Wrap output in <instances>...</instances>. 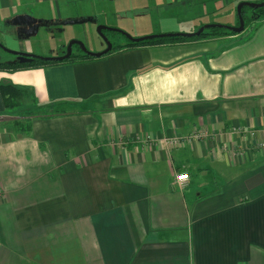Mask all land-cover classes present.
Returning a JSON list of instances; mask_svg holds the SVG:
<instances>
[{"label": "crops", "instance_id": "obj_1", "mask_svg": "<svg viewBox=\"0 0 264 264\" xmlns=\"http://www.w3.org/2000/svg\"><path fill=\"white\" fill-rule=\"evenodd\" d=\"M246 1L0 0V44L61 58L100 23L138 14L145 35L196 33L238 26L219 19ZM253 25L0 71V86L32 90L8 109L0 87V264H264V10Z\"/></svg>", "mask_w": 264, "mask_h": 264}, {"label": "trees", "instance_id": "obj_2", "mask_svg": "<svg viewBox=\"0 0 264 264\" xmlns=\"http://www.w3.org/2000/svg\"><path fill=\"white\" fill-rule=\"evenodd\" d=\"M242 9V14L244 17L245 25L247 27V24L251 21H253V18L248 17L247 11L248 9H254L257 10L261 15H263V10L264 8H253L250 6H244L241 8ZM254 22V21H253ZM254 24V23H253ZM252 24V25H253ZM251 25V26H252ZM239 26V23H238ZM250 26V28H251ZM106 32V31H105ZM117 33V32H115ZM119 34V33H118ZM229 36H236L239 34H236L233 31H229L224 28L220 27H212L209 29H206L204 33L198 36H171V37H163V38H156L152 40H145V41H139V42H131L129 39H127V43L124 45H118L116 47H113L112 51H110L108 54L121 51V50H126V49H134L137 47H142L143 46H148V45H156V46H172V45H179L180 44H186V43H193L196 41H201V40H206L210 39L212 37H218L221 35H228ZM83 50L80 49V54L75 55L74 53L71 55L69 59L63 60V61H56L52 59H41V58H32V57H24L23 55H18V58L14 62H9V63H4L0 62V71H20L21 70H28V69H33V68H40V67H45V66H52V65H58V64H66V63H75V62H82V61H89L93 60L95 57L90 56L88 54H85L82 52ZM106 54V55H108ZM1 90L4 96V101L6 105V108L8 109H15L19 104H22L26 99L27 95H29L32 90L27 88V87H21V86H16L10 83H3L1 84ZM43 111L41 112H31L27 113L24 116L28 117H37L40 113V117H51L52 115H56L57 109L54 108L53 106L46 107L42 109ZM55 112V113H54ZM25 121H17L15 122V125L18 127L17 129H21L22 132L27 133L30 131L29 126L24 125Z\"/></svg>", "mask_w": 264, "mask_h": 264}, {"label": "rangeland", "instance_id": "obj_3", "mask_svg": "<svg viewBox=\"0 0 264 264\" xmlns=\"http://www.w3.org/2000/svg\"><path fill=\"white\" fill-rule=\"evenodd\" d=\"M264 2V0H247L246 2H251V3H262ZM150 6L147 7V9H149ZM145 10L144 12H141V13H145L146 15H149V14H153L155 15V13L151 10ZM132 13H135L134 12V9H132ZM107 13V12H106ZM123 11H120L118 12L117 14V18L118 20H121L123 18ZM248 17H251L255 20L256 22V19L258 20L260 18V13L257 11V10H254V9H248L247 11V14H246ZM139 15L138 14H132L131 16V21H128L126 25L124 26H119L120 28H118V30L126 33L128 36H130V38H134V39H140V38H143V37H147V36H151V35H145V31L147 30V27H148V23L138 17ZM222 18H220L219 20H221V22L225 23V22H230V21H234L235 22V25H238V21H239V17H238V11H228L226 9H224V12L221 16ZM106 18V15L103 14V15H100V21H104ZM213 19V18H212ZM251 21V23L249 22V24H247V27H246V31L249 29V27L255 23ZM104 26V24H99L98 26L95 27V29L92 31V34H93V37H89L88 41H83L81 42L82 44H84V46L87 48V50L91 53H94L92 52V50H97L100 48V46H105V51L106 49L108 48V42L110 44L113 45V47H116L118 45H123L125 43H127V37L121 35V34H117L115 32H110V31H107V32H104V35L106 36V38H104V36L100 35L98 33V29L100 27ZM225 26H230V27H235V26H232V25H226ZM180 34H194L193 33H180ZM226 36H229L228 35H221V36H218V37H212V38H223V37H226ZM107 39V40H106ZM69 45V43H68ZM67 45V47H68ZM80 49L81 47L79 45H76L74 46L73 48V52L75 55H78L80 54ZM82 50V49H81ZM67 55V53H66ZM17 56H12V55H9L8 53L0 50V62H5V61H16L17 60Z\"/></svg>", "mask_w": 264, "mask_h": 264}, {"label": "water", "instance_id": "obj_4", "mask_svg": "<svg viewBox=\"0 0 264 264\" xmlns=\"http://www.w3.org/2000/svg\"><path fill=\"white\" fill-rule=\"evenodd\" d=\"M244 6H250V7H253V8H263L264 7V3L262 4H253V3H242L240 4V6L238 7V17H239V26H235V27H230V26H223V25H210V26H205L203 28L200 29V31L194 33V34H180V33H177V34H156L155 36L154 35H151V36H147V37H143V38H140V39H134V38H130V36H128L126 33L118 30L117 29H114V28H109V27H100L98 29V33L102 36H104V38H106V36L104 35V32L105 31H110V32H117V34H121L125 37H127V39H129L131 42H139V41H145V40H152V39H156V38H163V37H171V36H178V35H181V36H198V35H201L202 33H204V31L206 29H209V28H212V27H220V28H224V29H227L229 31H233L235 32L236 34H241V33H244L246 31V25H245V21H244V17H243V14H242V7ZM255 28L254 25L251 26V28L245 33L246 35H249V33H251L253 31V29ZM107 40V39H106ZM75 45H79L81 48H82V52L85 53V54H88L90 56H93V57H102L106 54H108L110 51H112L113 49V45L110 44L108 42V48L106 49V51H102L101 53H97V54H94V53H91L89 52L86 47L84 46V44H82L81 42L79 41H72L70 42L69 46H68V53L65 57H61V58H45V57H39V56H34V55H28V54H20V55H23L24 57H32V58H41V59H52V60H56V61H63V60H66V59H69L71 57V55L73 54V47ZM0 48L6 50L8 53L10 54H13V55H19L18 53H15V52H11L9 50H7L6 48L3 47L2 44H0Z\"/></svg>", "mask_w": 264, "mask_h": 264}, {"label": "built area", "instance_id": "obj_5", "mask_svg": "<svg viewBox=\"0 0 264 264\" xmlns=\"http://www.w3.org/2000/svg\"><path fill=\"white\" fill-rule=\"evenodd\" d=\"M233 130H234L233 133H240L241 135L249 134V136L251 138H254L256 135L255 132H253V131L245 132L243 128H239V127L235 128ZM208 133L206 130L196 131V133L193 134L192 138H195L196 140L206 139V138H209L211 136ZM148 140H150V137L147 138V141ZM167 142L171 143V144L177 143L176 140H174V141L173 140H167ZM259 148L264 151V143L259 144ZM189 180H190V174L186 173V172H182L180 175L175 177V184L180 188H184L185 185H187V183L189 182Z\"/></svg>", "mask_w": 264, "mask_h": 264}]
</instances>
